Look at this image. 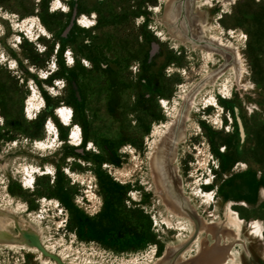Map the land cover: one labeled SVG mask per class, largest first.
<instances>
[{
  "label": "rangeland",
  "instance_id": "1",
  "mask_svg": "<svg viewBox=\"0 0 264 264\" xmlns=\"http://www.w3.org/2000/svg\"><path fill=\"white\" fill-rule=\"evenodd\" d=\"M66 263L264 264V0H0V264Z\"/></svg>",
  "mask_w": 264,
  "mask_h": 264
},
{
  "label": "bare ground",
  "instance_id": "2",
  "mask_svg": "<svg viewBox=\"0 0 264 264\" xmlns=\"http://www.w3.org/2000/svg\"><path fill=\"white\" fill-rule=\"evenodd\" d=\"M57 1V0H56ZM63 7V6H62ZM60 8V7H59ZM54 10V9H53ZM82 17V16H81ZM82 19H84V18H82ZM29 21V20H28ZM24 22V21H23ZM26 22V21H25ZM83 22V21H82ZM87 22V21H86ZM92 23V22H91ZM83 24V23H82ZM200 25V24H199ZM201 26V25H200ZM20 27V26H19ZM23 29V28H22ZM21 29V30H22ZM28 30V29H27ZM26 30V31H27ZM193 30V29H192ZM201 30H202V28H201ZM41 31H43V28H42V30ZM45 32V31H44ZM29 33V32H28ZM193 33V32H192ZM196 33V32H195ZM194 33V34H195ZM177 34V33H176ZM199 34V33H198ZM32 36V35H31ZM31 36H30V38H31ZM38 36V35H37ZM45 36V35H44ZM195 36H196V34H195ZM194 36V37H195ZM29 37V36H28ZM193 37V38H194ZM199 37H200V35H199ZM200 38H202V37H200ZM211 38V37H210ZM191 39V38H190ZM212 39V38H211ZM210 39V40H211ZM216 39V38H215ZM193 40V39H192ZM217 40V39H216ZM186 41H187V39H186ZM189 41V40H188ZM187 41V42H188ZM201 41V40H200ZM199 41V42H200ZM219 43V42H218ZM215 44V43H214ZM199 45H200V43H199ZM206 45H209L208 43L206 44ZM196 46V45H195ZM212 46V45H211ZM206 47V46H205ZM215 47V46H214ZM196 48V47H195ZM216 48V47H215ZM217 49H219V48H217ZM217 49H215L216 51H217V53H218V51L219 50H217ZM212 50H213V48H212ZM222 50V49H221ZM224 50V49H223ZM230 51V50H229ZM229 51H227L226 53H228ZM215 52V51H214ZM222 51H220V53H221ZM231 54H232V52H231ZM207 55V54H206ZM208 57L210 58L211 57V52H208ZM228 57V56H227ZM226 57V58H227ZM223 58H224V56H223ZM235 59V58H234ZM233 59V60H234ZM237 62V61H236ZM237 64V63H236ZM236 64H234L235 66H236ZM238 66V65H237ZM230 67V66H229ZM235 68V67H234ZM234 70V69H233ZM212 79H215V78H212ZM211 79V80H212ZM228 89V88H227ZM194 95H196V94H194ZM34 97V96H33ZM194 99V98H193ZM33 100V99H32ZM36 101V100H35ZM41 101V100H40ZM191 101V100H190ZM211 101V100H210ZM38 103V102H37ZM31 104V103H30ZM192 105H193V103H191ZM210 104H211V102H210ZM216 104V103H215ZM29 105V104H28ZM36 105V104H35ZM31 106V105H30ZM35 107V106H34ZM29 109V108H28ZM31 109H33V108H31ZM27 110V109H26ZM25 110V111H26ZM28 112V111H27ZM35 112H36V110H35ZM29 113V112H28ZM56 114H58V117L61 119V121L63 120V121H68V115H67V112H66V110H65V108H60V109H58V111H57V113ZM31 117V116H30ZM185 118H187V117H185ZM187 120V119H186ZM171 122V121H170ZM170 124L168 123L167 124V126H169ZM174 125V124H173ZM48 129L51 131L52 130V133H54V134H56V129H55V127L52 125V123H48ZM78 128V127H77ZM169 128H170V126H169ZM72 132H73V130H72ZM166 133V132H165ZM164 133V134H165ZM185 133V132H184ZM54 136V135H53ZM185 136V135H184ZM56 137V136H55ZM184 140V139H183ZM76 141V140H75ZM175 141V140H174ZM46 143V142H45ZM177 146V145H176ZM46 148V147H45ZM44 148V149H45ZM175 149V148H174ZM40 150V149H39ZM177 150V149H176ZM175 150V151H176ZM152 157V156H151ZM175 158H176V156H175ZM151 159V158H150ZM39 169V168H38ZM39 171V170H38ZM34 173V172H33ZM30 175H31V173H30ZM31 179H33V178H31ZM198 181V180H197ZM23 182V181H22ZM170 182V181H169ZM196 182V181H195ZM169 184V185H168ZM167 185L168 186H170V188L171 189H173V190H175V185H174V182L173 183H167ZM182 190V189H181ZM173 193V192H172ZM194 194H195V192H194ZM209 198V197H208ZM180 199V198H179ZM176 200V199H175ZM181 201V200H180ZM210 202H211V199H210ZM184 203V202H183ZM44 205V204H43ZM207 205V204H206ZM211 205V204H210ZM180 207V206H179ZM189 207V206H188ZM191 209H192V207H191ZM228 210H230V209H228ZM191 211H193V210H191ZM196 211V210H195ZM194 211V212H195ZM42 212V211H41ZM196 213V212H195ZM236 213V212H235ZM240 225V224H239ZM242 225V224H241ZM257 225V224H256ZM211 228V227H210ZM202 229V228H201ZM200 230V229H199ZM204 230V229H203ZM219 230H221V229H219ZM205 231V230H204ZM221 233H222V230H221ZM10 235V234H9ZM223 235V234H222ZM223 237V236H222ZM223 240V239H222ZM228 241V240H227ZM16 244V243H15ZM17 245V244H16ZM14 248V247H13ZM24 248V247H23ZM15 249V248H14ZM48 249V248H47ZM52 250V249H51ZM15 251V250H14ZM36 251V250H35ZM62 256V255H61ZM62 259H64V257L62 256ZM76 260V259H75ZM197 261V260H196ZM48 262V261H47ZM67 264V263H66ZM70 264V263H69Z\"/></svg>",
  "mask_w": 264,
  "mask_h": 264
}]
</instances>
